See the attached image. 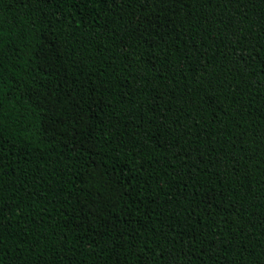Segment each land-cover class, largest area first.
Wrapping results in <instances>:
<instances>
[{"label": "trees", "instance_id": "16d2710c", "mask_svg": "<svg viewBox=\"0 0 264 264\" xmlns=\"http://www.w3.org/2000/svg\"><path fill=\"white\" fill-rule=\"evenodd\" d=\"M0 264H264V0H0Z\"/></svg>", "mask_w": 264, "mask_h": 264}]
</instances>
